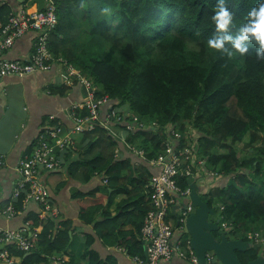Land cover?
I'll return each mask as SVG.
<instances>
[{
  "label": "trees",
  "instance_id": "16d2710c",
  "mask_svg": "<svg viewBox=\"0 0 264 264\" xmlns=\"http://www.w3.org/2000/svg\"><path fill=\"white\" fill-rule=\"evenodd\" d=\"M27 1L2 3L0 23L5 24L11 12L27 8ZM49 2L58 19L49 33L51 68L64 61L89 79L98 89L95 98L106 100L100 107L104 120L114 110L117 119L109 126L123 130L126 141L144 152L143 171L138 172L131 159L116 158L113 149L119 141L100 120L94 121L92 130L72 134L74 147L79 145L86 156L78 152L71 160L75 150L67 149L64 159L69 176L82 182L98 174L107 179L104 187L74 195L82 225L93 226L105 244L146 260L141 230L152 206L148 185L159 173L158 168L151 173L148 166L171 142L175 150L197 149L205 169L214 172L205 178L213 187L199 190L209 206L216 208L220 226L226 225L221 229L251 244L246 251H237L240 262L264 255V244L248 237L254 231L264 237V58L257 56L254 45L244 56L234 57L208 46V38L216 31L211 17L218 0ZM257 2L225 0L235 14L233 33ZM106 6L113 9L111 15L102 13ZM75 81L83 86L80 79ZM86 114L84 109L77 110L79 116ZM48 124L56 125V121ZM176 130L179 137L172 133ZM191 174L197 182L196 169ZM188 178L180 177L178 185L187 188ZM117 193L125 198L112 213L107 206ZM25 194L21 192L13 201L17 213L24 209ZM177 210L171 213L174 222ZM38 214L29 213L25 221L30 230L39 228L34 248L25 253L7 246L14 264H49L60 253L64 264H82L69 256L73 223ZM128 225L132 228L122 229ZM93 243L94 237L87 235L82 254L86 264H113L111 256L105 260L99 256Z\"/></svg>",
  "mask_w": 264,
  "mask_h": 264
},
{
  "label": "built area",
  "instance_id": "2783aa9c",
  "mask_svg": "<svg viewBox=\"0 0 264 264\" xmlns=\"http://www.w3.org/2000/svg\"><path fill=\"white\" fill-rule=\"evenodd\" d=\"M5 1L0 0V5ZM57 21L56 8L48 0L47 6L43 10L30 11L28 8H24L11 12L5 24L0 23V80L7 76L23 77L51 69L54 57L48 49V40L49 33L56 27ZM29 31L36 32L34 50L29 60L4 58L15 41ZM67 66L68 70L66 71L73 75L74 79L81 80L84 90L83 101L73 105L69 114L74 125L69 132L63 131L59 126L52 127L47 131V134L43 132L44 134L39 137L36 147L20 159L16 169L18 178L12 194L13 200H16L21 192H25L23 202L32 201L38 204L40 207L38 216L43 219L48 216L55 218L57 210L51 203L48 190L40 182L41 175L62 165L56 152L74 147V140L71 137L73 133L90 131L94 128V121L100 120V107L106 101L104 98H95L97 87L92 85L89 79H85L80 73L75 72L71 66ZM82 109H85L87 114L85 116L77 115V110ZM110 111L106 120H100L105 127L110 125V121L117 119L115 111ZM141 124L143 125V123ZM172 133L175 137L180 136L175 131ZM139 153L140 156H144L143 151H139ZM150 163L159 169V173L152 176L148 185L152 191V206L144 218L141 230L148 255L146 260L138 257H134V260L140 264H158L160 261L177 257L190 264H198V258L190 245V238L186 233L185 226L186 218L194 212V207L189 199L190 187L182 188L178 185V179L192 177L193 168L198 172L199 178L214 175V172L205 169L197 149L185 146L175 150L171 142ZM1 165H4L2 156H0ZM199 178L198 180H200ZM103 183H107L106 178L103 179ZM13 200L7 204L0 203V216L10 219L17 214ZM183 204L185 208H182ZM174 208H178L177 214L173 212L176 214L175 222L171 219ZM221 227L225 228L226 225L222 223ZM175 232H178L177 236H175ZM35 236L28 227L10 230L0 226V245H3L0 249V260L14 264L7 246L11 245L20 252L28 253L35 246L33 241ZM248 237L254 242L260 241L261 244H264V237L258 232L249 234ZM206 264H218L211 252L206 253Z\"/></svg>",
  "mask_w": 264,
  "mask_h": 264
},
{
  "label": "crops",
  "instance_id": "0c3cea01",
  "mask_svg": "<svg viewBox=\"0 0 264 264\" xmlns=\"http://www.w3.org/2000/svg\"><path fill=\"white\" fill-rule=\"evenodd\" d=\"M35 36L36 32L29 31L18 38L4 55V58L29 60L33 52ZM75 80L73 75H70L59 63L48 71H38L23 77L7 76L0 80V156L4 159V165L0 166V203L13 200L12 194L18 178L16 171L18 163L27 154L29 148L32 150L36 147L39 137L44 134L43 132L55 126L61 127L66 132L72 129L74 124L69 116L71 108L73 105L80 103L84 97L83 86ZM63 86L67 88L65 89ZM100 113L99 116L102 121L105 112L102 109ZM50 121H56V125L50 126L48 124ZM109 129L119 141L117 147L113 149L116 158H129L134 170L143 171L140 168L143 157L139 153L142 150L137 149L135 145L131 146L126 141V133L123 130L112 126ZM80 148L76 144L75 147H72L75 151L70 157L71 160L78 157V152L80 157L86 156L84 151H80ZM67 149L69 148L56 152V156L62 162L60 171L42 174L40 182L48 190L51 203L57 210V215L53 219L57 222L68 220L73 223L69 256L75 261L86 264L82 254L86 248V236L92 235L94 237L92 248L103 260L111 256L113 264H140L134 260L133 256L126 253L122 247L105 244L96 235L93 226L82 225L79 219L80 206L74 195L78 191H87L98 186L104 187L107 184L103 183L104 175L99 174L94 175L88 182L70 177L67 171L68 164L64 159ZM151 166H148L150 172L155 173L157 168ZM197 185L199 188H203L204 182L199 181ZM210 185H212L211 182ZM124 198L125 195L121 193L112 195L107 206L108 211L114 213L117 205ZM39 211L40 207L35 202L24 203L23 211L15 214L12 218L0 216V226L10 230L28 227V223L25 222L27 215ZM131 228L128 225L122 229L128 230ZM31 231L35 236L39 228ZM177 235L178 232H175V236ZM145 252L148 255L147 247L144 245V256ZM62 255L61 253L55 254L49 264H64L66 259ZM0 264L9 263L0 260ZM158 264L190 263L184 259L173 257L170 260L160 261Z\"/></svg>",
  "mask_w": 264,
  "mask_h": 264
},
{
  "label": "water",
  "instance_id": "95a60500",
  "mask_svg": "<svg viewBox=\"0 0 264 264\" xmlns=\"http://www.w3.org/2000/svg\"><path fill=\"white\" fill-rule=\"evenodd\" d=\"M22 1V0H20ZM48 0H29L27 7L36 6L43 10ZM190 187L189 199L194 207V212L185 221L186 233L190 238V245L198 258V264H206V253L211 252L218 264H242L237 256V251L244 252L251 244L240 238H231L226 230H222L220 219H211L216 214V208L209 206L201 196L195 178H188ZM185 208V205H182ZM3 245H0V249ZM147 259V253L145 252ZM245 264H264V255Z\"/></svg>",
  "mask_w": 264,
  "mask_h": 264
},
{
  "label": "clouds",
  "instance_id": "9594fccd",
  "mask_svg": "<svg viewBox=\"0 0 264 264\" xmlns=\"http://www.w3.org/2000/svg\"><path fill=\"white\" fill-rule=\"evenodd\" d=\"M101 11L111 15L113 9L106 6ZM234 16L225 0H218L211 17L216 31L208 38V46L228 57H234L237 54L244 56L249 52L250 46L254 45L257 56L264 58V0H258L247 11L235 33L230 30L234 25Z\"/></svg>",
  "mask_w": 264,
  "mask_h": 264
},
{
  "label": "rangeland",
  "instance_id": "374dc122",
  "mask_svg": "<svg viewBox=\"0 0 264 264\" xmlns=\"http://www.w3.org/2000/svg\"><path fill=\"white\" fill-rule=\"evenodd\" d=\"M27 8H28L30 11L37 10V9H36V6H33V7H27ZM61 64H63V67H64L66 70H68V66H67V64H65V63H60V65H61ZM83 78H85V77H83ZM85 79H86V78H85ZM107 127L110 128L109 125H107ZM175 132L178 133L177 130H176ZM178 134H180V133H178ZM184 138H186V136H184ZM125 139H126V136H125ZM130 145L133 146V144H130ZM200 173H201V170H200ZM199 179H200V180H197V182H199V181H200V182H204V186H205L207 189H209L210 187H213L212 185H210V182H209V183L207 182V180L205 179V177L202 176V177H200ZM202 184H203V183H202ZM216 217H217V214H215L214 216H211V219L214 220V218H216ZM254 232H258V233L262 236L261 232H259V231H254ZM254 232H251V233H249V234H253ZM249 234H248V235H249ZM255 243H256V244H261L260 241H255Z\"/></svg>",
  "mask_w": 264,
  "mask_h": 264
}]
</instances>
